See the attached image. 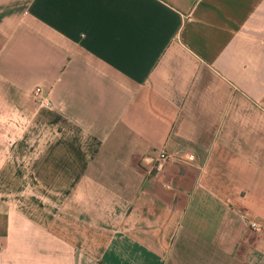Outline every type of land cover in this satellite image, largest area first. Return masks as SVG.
Instances as JSON below:
<instances>
[{"label": "crops", "instance_id": "1", "mask_svg": "<svg viewBox=\"0 0 264 264\" xmlns=\"http://www.w3.org/2000/svg\"><path fill=\"white\" fill-rule=\"evenodd\" d=\"M0 264H264V0H0Z\"/></svg>", "mask_w": 264, "mask_h": 264}, {"label": "built area", "instance_id": "2", "mask_svg": "<svg viewBox=\"0 0 264 264\" xmlns=\"http://www.w3.org/2000/svg\"><path fill=\"white\" fill-rule=\"evenodd\" d=\"M38 95H39V89L35 88L32 92V98L38 101ZM39 103L43 104V100H39ZM188 155H189L188 149L180 146L178 150H174L172 153H167L164 150H158L151 161L149 172H153L156 174L159 173L163 169L164 165L168 162L181 163L182 161H187L185 160V158ZM243 220L244 223L246 224L245 226L250 230H253L255 232L260 231L261 225L256 221H253L246 217Z\"/></svg>", "mask_w": 264, "mask_h": 264}, {"label": "rangeland", "instance_id": "3", "mask_svg": "<svg viewBox=\"0 0 264 264\" xmlns=\"http://www.w3.org/2000/svg\"><path fill=\"white\" fill-rule=\"evenodd\" d=\"M151 166V162L149 163V167ZM254 221V220H253ZM258 223V222H257ZM246 225V224H245ZM261 229V228H260ZM253 231V230H252ZM256 233V232H255Z\"/></svg>", "mask_w": 264, "mask_h": 264}]
</instances>
